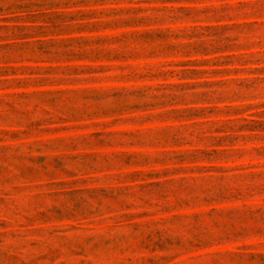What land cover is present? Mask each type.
Returning <instances> with one entry per match:
<instances>
[{
	"label": "rangeland",
	"instance_id": "rangeland-1",
	"mask_svg": "<svg viewBox=\"0 0 264 264\" xmlns=\"http://www.w3.org/2000/svg\"><path fill=\"white\" fill-rule=\"evenodd\" d=\"M0 264H264V0H0Z\"/></svg>",
	"mask_w": 264,
	"mask_h": 264
}]
</instances>
